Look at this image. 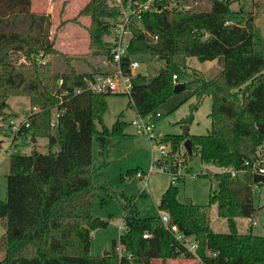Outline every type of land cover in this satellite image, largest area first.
<instances>
[{
  "label": "trees",
  "instance_id": "trees-1",
  "mask_svg": "<svg viewBox=\"0 0 264 264\" xmlns=\"http://www.w3.org/2000/svg\"><path fill=\"white\" fill-rule=\"evenodd\" d=\"M208 1L207 8L157 1L160 10L142 13V33L131 38L123 64L144 53L157 54L165 63L156 74H135L130 103L141 115L160 112L157 121L196 97L190 114L179 121L190 125L203 98L211 97L207 134L166 133L160 141L170 144L164 161L170 163L172 179L158 209L168 212L180 229L198 239L203 264H264V236L239 232L236 224V217L253 215V187L264 185V173L254 167L255 163L264 166V39L256 25L264 3L247 11L234 9L233 0ZM32 6L33 0H0V130L1 120L17 116L10 110L9 99L27 96L38 110L30 112L28 125H21L17 134L47 137L48 150L35 147L29 154L12 153L9 157L6 197L0 199V223L5 229L0 235V264H153L157 259L170 264L178 257L195 258L164 226L160 214L141 217L130 199L125 204V229L113 240L112 252L91 254L92 230L109 224L93 214L95 191L108 189L93 182V141L99 142L104 153L112 136L126 123L118 117L112 129L97 128L112 92L75 89L85 88L87 78L94 74L110 71H79L69 62L68 70L55 71L46 57L61 55L67 61L68 57L50 35V17L37 14ZM80 13L90 17V48L96 53L104 50L110 60L103 36L110 33L120 7L109 5V0H90ZM156 36L163 43L160 51L150 47ZM191 56L200 61L217 60L222 69L211 78L191 79L185 82L184 91L176 92L180 79L175 81L173 76L186 71ZM54 109L58 116L52 123ZM187 139L201 161L222 169L244 170L243 177L226 170L218 172V190L210 193L206 207L179 198V184L186 180L188 170L186 166L185 172L178 174L182 155H189L184 147ZM137 171L131 169L128 174ZM213 202L218 214L227 219L228 232H216L209 226L207 209ZM119 241L126 246L122 257L117 251Z\"/></svg>",
  "mask_w": 264,
  "mask_h": 264
},
{
  "label": "rangeland",
  "instance_id": "rangeland-1",
  "mask_svg": "<svg viewBox=\"0 0 264 264\" xmlns=\"http://www.w3.org/2000/svg\"><path fill=\"white\" fill-rule=\"evenodd\" d=\"M90 0H47L44 5L37 4V9L50 17V35L55 39L56 46L67 55L68 61L61 55L46 57L53 63L55 71L68 70L67 62L74 65L79 71H94L105 69L111 65V60L104 50L97 53L90 48V34L88 27L91 23L90 17L80 12ZM256 3L262 4L264 0H233L234 9L253 11ZM47 5V7H46ZM109 5H117L116 0H109ZM176 5L184 8H207L208 0H171L170 6ZM49 9V12H47ZM112 20V19H111ZM264 39V12L256 19ZM139 27H142L138 23ZM112 39L108 33L103 40L108 48ZM141 63L139 70L144 74H156L164 66V60L157 54L144 53L134 55ZM23 60V58L21 59ZM222 69L217 60L200 61L196 56L188 57L186 71L179 75L180 82H187L197 77L211 78ZM128 93H112L107 96L108 109L102 119L97 121V128L108 127L112 129L118 117L125 121L122 130L112 136L110 145L105 152H101L99 142L93 141V166L95 172L93 182L96 185H105L108 189L99 188L95 191L93 203V214L109 220L106 228H96L91 232V249L93 255H102L105 250L112 252L114 239H119L125 215L126 199L136 203L139 216L148 217L159 214L158 203L162 191L171 181V173L165 170L156 161L162 158L161 142L150 139L147 134L137 132L132 120L138 116V112L130 103ZM197 101L196 97L186 100L178 109L159 118L155 123L156 133H181L184 126L179 121L190 114L191 104ZM10 110L17 113L16 121L27 119L28 115L35 109L27 96H13L9 99ZM212 107V99L205 96L199 108L194 112L191 122L193 134H207L211 129V118L209 116ZM57 111H52L53 123L57 119ZM11 118V117H10ZM1 120L3 129L0 130V199L6 197V174L9 172V150L16 153H31L36 147L43 152L47 151V137L19 136L10 130L8 120ZM35 138V141L33 140ZM170 149V148H169ZM264 150V147H263ZM182 155V154H181ZM184 162L179 167L178 174L185 172L186 180L180 183V200L187 198L194 203L204 207L209 203L210 193L218 190L216 174L223 171L212 163L201 161L198 153L184 157ZM182 159L181 157H179ZM183 161V160H182ZM156 162L154 171L149 174L148 190L143 191L141 180L134 174H128L131 169L148 171L151 164ZM244 173L239 177H243ZM170 180V181H169ZM253 203L255 212L250 217H236V224L239 232H253L264 236V185L253 187ZM208 224L213 231L228 232V221L220 216L217 210V203L213 202L208 206ZM256 221V223H254ZM5 232L0 223V235ZM3 252L0 251V259ZM153 264H161V260L153 261ZM170 264H202L200 257L186 258L178 257L170 260Z\"/></svg>",
  "mask_w": 264,
  "mask_h": 264
},
{
  "label": "built area",
  "instance_id": "built-area-1",
  "mask_svg": "<svg viewBox=\"0 0 264 264\" xmlns=\"http://www.w3.org/2000/svg\"><path fill=\"white\" fill-rule=\"evenodd\" d=\"M157 1L164 0H147L144 3L138 2H128L124 3L122 0H116L117 5L120 7V15L118 18L112 21V26L110 28L109 35L112 36V39L107 41L110 60L115 66L113 71L108 73H96L92 77L87 78V83L85 88L77 87L75 92H80L83 89L94 91V92H112V93H130L132 89L133 77L139 71L141 66L140 61L132 56L128 63L125 65L124 56L129 53V45L131 38L133 37V28L138 27V23L141 24L142 13L146 10H160L161 5H158ZM171 1V0H169ZM158 36L155 37V41L158 40ZM154 41V42H155ZM37 59L40 61L41 56L39 55ZM174 80L178 79V76L175 74L173 76ZM59 85L63 83V79L60 78L58 81ZM37 109V107H35ZM58 116V113H57ZM56 116V117H57ZM160 116V112L157 113H148L141 115L138 113V116L132 120V124L136 127L137 132L141 134H147L150 139L159 138L161 141L163 135L161 133H156L155 123L156 118ZM27 119L20 121L19 123L14 118L8 120V124L11 132L16 134L21 127V125L26 123ZM53 123V120H52ZM162 149V158L161 163L157 162L159 165L170 172V163H166L164 158L170 148L169 143L161 142ZM9 153H14L13 150H9ZM10 153V154H12ZM156 162L151 164L148 171H137L136 175L141 180V186L143 191L148 190L149 186V174L154 171L156 167ZM260 162V161H259ZM181 165V163H180ZM179 165V167H180ZM254 167L259 168V171L264 173V166L259 165L258 163L254 164ZM230 171L233 176H240L244 173V170H236L233 167L224 168L223 171ZM164 226L174 235V237L183 245L186 246L188 251L192 252L194 255L198 256L199 241L194 235H188L185 231L180 229V227L172 221L170 214L166 211L159 212ZM256 223V221H254ZM125 229L124 225L121 233ZM121 235V234H120ZM145 238L149 236L148 232H145L143 235ZM117 251L119 256L122 257L126 251V246L120 241L118 242ZM211 255H216L215 252H209ZM128 257H132V254L127 253ZM202 263V262H201ZM203 264V263H202Z\"/></svg>",
  "mask_w": 264,
  "mask_h": 264
},
{
  "label": "water",
  "instance_id": "water-1",
  "mask_svg": "<svg viewBox=\"0 0 264 264\" xmlns=\"http://www.w3.org/2000/svg\"><path fill=\"white\" fill-rule=\"evenodd\" d=\"M133 33H134L135 36H139V35L142 33V31H141L140 28H138V27H134V28H133ZM150 47H152L153 49H155V50H157V51L162 50V48H163V43H162L161 38H158L157 41L150 43ZM185 89H186V84H185V82H179V83H177V84L175 85V91H176V92H182V91H184ZM183 131H184V132H188V131H189V124H186V125L184 126V130H183ZM33 140L35 141V138H33ZM184 147L186 148V150L188 151V153H189L190 155L193 154V150H192V147H191V140H190V139H187V140L184 142ZM35 153H37V150H35ZM35 169L37 170V165H35ZM107 254H108V250H105L104 253H103V255H107Z\"/></svg>",
  "mask_w": 264,
  "mask_h": 264
},
{
  "label": "crops",
  "instance_id": "crops-1",
  "mask_svg": "<svg viewBox=\"0 0 264 264\" xmlns=\"http://www.w3.org/2000/svg\"><path fill=\"white\" fill-rule=\"evenodd\" d=\"M47 2V0H33V6H32V8H33V11H35V12H41L40 10H38L37 8V4L39 3V4H41V5H44L45 3ZM46 7H47V5H46ZM47 12H49V9H48V11ZM114 65L112 64V62H111V65H108L105 69H103V71H113L114 70ZM140 71V70H139ZM138 71V72H139ZM141 72V71H140ZM178 79H179V77H178ZM191 131V125H189V132ZM14 153H16V152H14ZM9 155H11V154H9ZM170 181V180H169ZM168 184H169V182H168ZM168 184H167V186H168ZM166 186V187H167ZM166 187L164 188V190L166 189ZM164 190L162 191V193L164 192Z\"/></svg>",
  "mask_w": 264,
  "mask_h": 264
}]
</instances>
